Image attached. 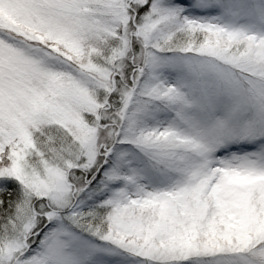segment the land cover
I'll list each match as a JSON object with an SVG mask.
<instances>
[{
	"label": "snow or ice",
	"instance_id": "snow-or-ice-1",
	"mask_svg": "<svg viewBox=\"0 0 264 264\" xmlns=\"http://www.w3.org/2000/svg\"><path fill=\"white\" fill-rule=\"evenodd\" d=\"M0 264H264V0H0Z\"/></svg>",
	"mask_w": 264,
	"mask_h": 264
}]
</instances>
